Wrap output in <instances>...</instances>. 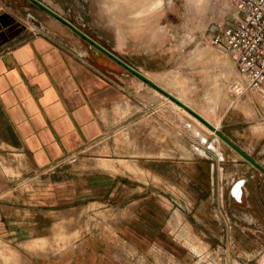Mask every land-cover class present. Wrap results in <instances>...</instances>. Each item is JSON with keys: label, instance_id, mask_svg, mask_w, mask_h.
I'll use <instances>...</instances> for the list:
<instances>
[{"label": "rangeland", "instance_id": "374dc122", "mask_svg": "<svg viewBox=\"0 0 264 264\" xmlns=\"http://www.w3.org/2000/svg\"><path fill=\"white\" fill-rule=\"evenodd\" d=\"M43 1L264 165V87L247 88L212 43L235 22L237 0ZM41 19L121 85L123 112L137 116L113 125L120 109H108L107 161L87 151L0 193V264H264V175L180 105ZM156 111L185 127L186 140L152 139L147 114Z\"/></svg>", "mask_w": 264, "mask_h": 264}, {"label": "crops", "instance_id": "0c3cea01", "mask_svg": "<svg viewBox=\"0 0 264 264\" xmlns=\"http://www.w3.org/2000/svg\"><path fill=\"white\" fill-rule=\"evenodd\" d=\"M41 13L23 0H0V193L28 173L87 151L104 159L108 154L100 149L111 131L108 109H120L121 119L113 125L137 116V111L123 112L128 103L121 85L97 71L79 45L60 44L70 35L48 28ZM117 78L127 87V77ZM147 116L152 139L164 132L186 140V128L177 131L165 113Z\"/></svg>", "mask_w": 264, "mask_h": 264}, {"label": "built area", "instance_id": "2783aa9c", "mask_svg": "<svg viewBox=\"0 0 264 264\" xmlns=\"http://www.w3.org/2000/svg\"><path fill=\"white\" fill-rule=\"evenodd\" d=\"M235 22L216 28L212 43L230 54L246 87H264V0H237Z\"/></svg>", "mask_w": 264, "mask_h": 264}, {"label": "water", "instance_id": "95a60500", "mask_svg": "<svg viewBox=\"0 0 264 264\" xmlns=\"http://www.w3.org/2000/svg\"><path fill=\"white\" fill-rule=\"evenodd\" d=\"M23 1L30 3L31 5L37 7L38 9L50 15L57 21L61 22L66 27H68V29H70L75 35H77L83 41H85L89 45L90 48H93L97 52H100L106 57L112 59L114 62L118 63L128 72L137 76L139 79L146 82L151 87L158 90L159 92H161L167 98H169L170 100L174 101L175 103L183 107L189 113L194 115L197 119L203 122L220 139H222L226 144H228L232 149H234L237 153H239L246 161L251 163L256 169H258L261 172V174L264 175V165L262 163L254 159L250 154H248L244 149H242L237 143H235L231 138H229L218 126H216L211 121H209L205 116H203L201 113L196 111L193 107H191L190 105L182 101L180 98H178L176 95H174L173 93L165 89L163 86H161L154 80H152L145 73H143L140 69L132 66L124 58L118 55L115 51L108 49L104 45L100 44L92 36H90L87 32H85L80 27L72 23L70 20H68L66 17H64L62 14H60L58 11H56L54 8H52L50 5H48L43 0H23Z\"/></svg>", "mask_w": 264, "mask_h": 264}, {"label": "bare ground", "instance_id": "6f19581e", "mask_svg": "<svg viewBox=\"0 0 264 264\" xmlns=\"http://www.w3.org/2000/svg\"><path fill=\"white\" fill-rule=\"evenodd\" d=\"M177 107H179V106H177ZM181 108V107H180ZM183 108V107H182ZM213 132V131H212Z\"/></svg>", "mask_w": 264, "mask_h": 264}]
</instances>
